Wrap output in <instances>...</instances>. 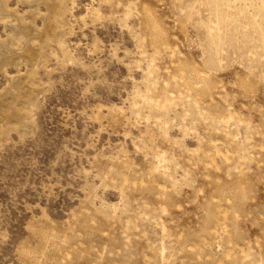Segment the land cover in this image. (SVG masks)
Here are the masks:
<instances>
[{
    "label": "rangeland",
    "instance_id": "obj_1",
    "mask_svg": "<svg viewBox=\"0 0 264 264\" xmlns=\"http://www.w3.org/2000/svg\"><path fill=\"white\" fill-rule=\"evenodd\" d=\"M0 264H264V0H0Z\"/></svg>",
    "mask_w": 264,
    "mask_h": 264
}]
</instances>
